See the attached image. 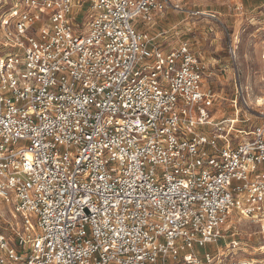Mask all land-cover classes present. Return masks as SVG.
Masks as SVG:
<instances>
[{
  "label": "built area",
  "instance_id": "built-area-1",
  "mask_svg": "<svg viewBox=\"0 0 264 264\" xmlns=\"http://www.w3.org/2000/svg\"><path fill=\"white\" fill-rule=\"evenodd\" d=\"M87 1L0 10V264H254L208 248L234 213L264 222V102L251 129L218 118L189 42L140 30L205 13Z\"/></svg>",
  "mask_w": 264,
  "mask_h": 264
},
{
  "label": "rangeland",
  "instance_id": "rangeland-1",
  "mask_svg": "<svg viewBox=\"0 0 264 264\" xmlns=\"http://www.w3.org/2000/svg\"><path fill=\"white\" fill-rule=\"evenodd\" d=\"M91 1L84 6V13ZM15 2L0 0V10H9ZM183 5L187 10L201 11L206 15L189 17L186 13L167 10L154 19L155 25L140 30H148L153 35L166 33L160 43L167 50L189 42L205 66L206 82L219 98L218 118L238 115L241 122L249 120L240 124L241 128L251 129L260 122L259 104L264 102V0H184ZM207 14L215 15L218 20ZM82 20L83 15L77 23ZM245 101L253 114L246 111ZM10 209L0 201V230L7 238L12 236ZM263 223L240 219L234 213L223 232L222 241L210 249L229 254L226 245L237 241L241 250L235 258L264 264ZM205 252L207 248L200 254Z\"/></svg>",
  "mask_w": 264,
  "mask_h": 264
},
{
  "label": "crops",
  "instance_id": "crops-1",
  "mask_svg": "<svg viewBox=\"0 0 264 264\" xmlns=\"http://www.w3.org/2000/svg\"><path fill=\"white\" fill-rule=\"evenodd\" d=\"M181 2H182V5H183L184 0H181ZM184 5L186 6L187 4H184ZM184 5H183V7H185ZM162 14H163V13H162ZM158 15H160V14H158ZM158 15H157V16H158ZM157 16H156V17H157ZM156 17H155V18H156ZM189 17H190V16H189ZM153 25H155V22H154ZM160 33H162V32H156V35H158V34H160ZM151 34H152V33H151ZM262 225H264V223H263ZM228 244H229V243H228ZM217 246H218V245H217ZM211 247H212V246H211ZM208 249L211 250L210 247H209ZM211 251H212V250H211Z\"/></svg>",
  "mask_w": 264,
  "mask_h": 264
}]
</instances>
